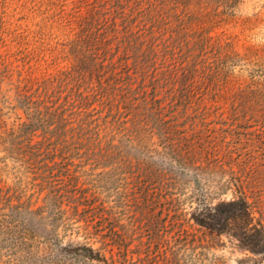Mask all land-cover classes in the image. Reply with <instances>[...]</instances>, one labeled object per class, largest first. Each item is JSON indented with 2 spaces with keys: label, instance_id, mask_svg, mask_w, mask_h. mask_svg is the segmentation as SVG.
<instances>
[{
  "label": "trees",
  "instance_id": "trees-1",
  "mask_svg": "<svg viewBox=\"0 0 264 264\" xmlns=\"http://www.w3.org/2000/svg\"><path fill=\"white\" fill-rule=\"evenodd\" d=\"M215 1L86 0L60 50L67 67L36 76L18 54L0 61V255L9 264L34 239L43 255L88 264H211L197 242L223 235L253 254L238 264H264V69H250L208 122L214 111L192 83L222 88L236 55L189 33L192 16L176 12ZM135 146L147 158L135 161ZM128 178L135 228L150 232L146 252L143 240L130 249L131 224L119 232L105 206ZM129 194L112 208L125 212Z\"/></svg>",
  "mask_w": 264,
  "mask_h": 264
},
{
  "label": "rangeland",
  "instance_id": "rangeland-1",
  "mask_svg": "<svg viewBox=\"0 0 264 264\" xmlns=\"http://www.w3.org/2000/svg\"><path fill=\"white\" fill-rule=\"evenodd\" d=\"M85 1L0 0V61L3 60L6 63L18 54L17 56L26 60L36 76L67 67L69 60L62 57L60 50L62 43L74 37L79 20L85 12L83 6ZM176 12L182 16L186 12L184 18L192 16L193 20L188 21L189 33L194 36L201 35L207 40L208 45L221 46L227 54L236 55L235 64L227 65L229 66L227 69L229 73L222 88L207 86L201 80L202 76L196 77L192 83L197 93H202L198 99L200 107L214 111V116L207 120L210 122L228 109L229 93L237 87L239 81L247 78L250 69H264V0H217L211 5L191 3L184 9L179 7ZM159 74L157 72L156 75ZM215 92H217L216 95ZM14 117L15 115L12 114L8 118V122L10 123ZM120 145L122 146L123 143ZM154 148L160 149L157 145H154ZM131 154L135 156V161L137 158H147V155L140 153L136 146L132 149ZM153 154H151L152 161L156 164L159 163L160 159ZM91 167H95L92 162L91 165L84 166L83 170L90 172ZM112 167L113 165H109L105 170L107 171ZM103 169L95 168L93 172L98 173ZM130 179L118 181L113 194L106 198L105 206L114 212L116 217L120 218L117 220L118 231L120 225L131 224L129 231L132 238L130 249L135 250L139 242L143 240V247L146 252L150 232L145 226L135 228V212L132 209H135L134 196H138V188ZM128 193H130V203L125 212L120 211L121 208H112L118 197L122 198ZM180 207L183 212L189 210L186 203ZM156 214L163 218L166 212L158 208ZM186 217H190V214H187ZM109 218H112V214ZM112 222L106 220L108 226ZM77 224H83V222ZM77 224L75 223V225ZM195 228V226L190 227V231L196 232ZM196 234L200 235V232H196ZM79 238L77 237L76 241ZM197 244L201 245L198 251H201L205 261L211 264H238L240 259L249 255L253 256L251 252L239 249L236 241L225 235L220 239L207 236L200 239ZM38 245L40 244L37 243L36 239L28 240L26 245L18 251L17 258L14 257L13 264H48L51 260L56 261V264H88L68 255H43L37 251ZM158 250L153 244L152 253L155 254ZM133 255L134 258L137 257L135 253ZM9 259L7 255H0V264H9Z\"/></svg>",
  "mask_w": 264,
  "mask_h": 264
}]
</instances>
